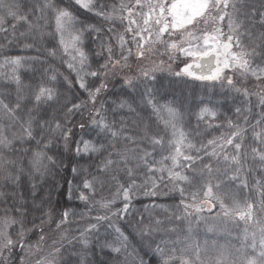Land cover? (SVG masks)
Returning <instances> with one entry per match:
<instances>
[{"label":"snow or ice","instance_id":"snow-or-ice-1","mask_svg":"<svg viewBox=\"0 0 264 264\" xmlns=\"http://www.w3.org/2000/svg\"><path fill=\"white\" fill-rule=\"evenodd\" d=\"M80 10L108 22L107 31L81 20ZM93 33V42L100 41L95 54L106 53L96 70L89 64L93 50L86 51L84 43ZM46 34L56 43L47 47L44 60L17 55L0 63V69L8 70L5 86H15L14 95L0 93V264H67L62 256L69 247L78 257L74 264H92L90 244L108 249L121 264L120 256L128 257L127 237L113 221L127 218L136 195L158 198L174 192L179 202L171 210L164 208L171 227L143 214L135 224L147 246L155 245L159 264H264V0H0V47L15 44L39 53ZM134 49L135 75H126L122 87L131 100L139 97L142 106H129L137 116L129 128L125 120H116V109L109 121L105 107L96 103L108 88L102 73L111 69L115 75L126 66L132 71L128 61ZM150 52L170 61L184 57L175 76L202 82L206 89L219 85L225 98L220 107L235 92L232 103L240 101L235 119H228L226 128L209 124L217 119V105L201 100L192 128L190 115L185 122L191 106L185 108L183 98L160 102L163 84L156 72L163 60L161 66L144 63ZM57 57L69 69L63 81L57 68H44L48 58ZM29 70L33 77L25 84L22 76ZM36 72H41L38 80ZM253 82L254 88L249 87ZM89 102L90 124L77 122ZM202 122L225 131L205 143ZM77 126L87 129V139H73ZM61 143L65 151L74 145L76 157L92 161L86 168L74 164L68 182L69 196L88 211L78 221L72 219L75 211L57 212L51 206V190L35 202L37 181L46 182L63 166L53 152ZM157 207L164 206L153 203ZM35 212L40 213L39 225L35 216L29 219ZM240 222L245 225L240 247L194 239L193 224L215 234ZM105 224L114 236H99ZM37 227L41 234L33 244L28 235ZM161 230L164 235L157 240ZM122 264H128L127 258Z\"/></svg>","mask_w":264,"mask_h":264},{"label":"trees","instance_id":"trees-1","mask_svg":"<svg viewBox=\"0 0 264 264\" xmlns=\"http://www.w3.org/2000/svg\"><path fill=\"white\" fill-rule=\"evenodd\" d=\"M67 0H65V3ZM119 2V0H117ZM63 6V5H60ZM80 18L85 23L93 24L98 28H101L103 31H107L109 27V23L105 22L99 17H96L92 15L91 13L85 12L83 10H80ZM54 27V23H53ZM23 30V29H22ZM257 33H259V29H257ZM96 33H93L92 36H85L84 43L87 46L85 48L86 51L89 49L93 51H89V64L91 65L92 70H96L99 68V66L103 63H105L106 53L104 56H98L95 53L100 51V41L93 42V37H95ZM0 43H3L2 37H0ZM51 44L56 43L55 40H52L50 36L46 34V38L42 41H40L41 45V51L37 53L35 50L26 51L22 50V48L19 45H12V46H3L0 47V63L3 62L4 58L12 57V56H28V57H37L41 60H44L46 58L47 54V47ZM115 43V41H114ZM167 56V55H166ZM162 57V56H161ZM168 57V56H167ZM163 58V57H162ZM181 58L175 59L171 61V66L166 67L163 66L162 70L157 71L156 75L160 78L161 83L163 84V89L161 91V97L160 102L164 103L166 100L171 101L173 97H175L177 100H180L183 98L185 100V108H189L191 106V112L185 114V122L187 123L189 119V115L191 118V127H196V113L199 111V108L197 105L200 104V101L203 100L206 104L211 101L212 104L217 105V119L216 120H210L209 124L215 125V124H224L225 128L227 127L228 119H235L234 116V108L239 104V99H237L236 105L232 103L233 97L236 96L235 92H231L227 98V100L224 103L223 107H220L219 104L221 101H224L225 98L222 95L224 92V89L220 88L219 85H217L214 89L209 87L205 88L204 84L199 81H192L187 77H177L175 76V72L179 71L178 68L182 65ZM129 62L133 63V66H137L135 63V55H132V57L129 59ZM161 64V60L159 61ZM170 61H165L166 65ZM157 66H159L157 64ZM36 68H40V64L37 63L35 65ZM48 67H55L57 70L62 74L61 75V81H63L64 76H67L69 74V69L66 65H61L59 57H57L54 61L51 60V58L47 59V62L44 64V68ZM133 68V67H132ZM29 69H31V66H29ZM5 71H8L7 69H0V93H8L11 92L13 95L15 94V86L14 84L11 86H5L4 84V75L3 73ZM229 73V72H228ZM128 75L127 72H125L123 69L116 72L115 75L112 74V70L110 69L106 75L102 73L101 79H104L105 82L108 84V88L103 91L100 94V99L96 103V107L100 108L102 105L105 107V110L108 112V119L109 121L112 120L111 110L116 109L118 112V115L116 116V120H125L126 127L131 128L132 125L130 122L136 121L137 116L133 113H131L129 106L138 108L141 107V102L139 97L135 98V101L131 100L128 96V89H124L122 87L123 85V78ZM135 75V71H132V74ZM233 75V73H232ZM41 76V72L35 73V78L38 80ZM33 77V72L31 70L27 71V73L22 76V80L25 84H28L30 79ZM75 78V73H72L70 79ZM237 80H241V77L239 74H236L235 77ZM89 80H92L94 78L88 77ZM99 83V81H97ZM67 87V85H65ZM249 87L254 88V82L252 84L248 85ZM227 87V85H225ZM166 93V95H165ZM215 93V95H214ZM86 98L85 96L81 97V101L83 102ZM120 102H124L125 106L124 108L120 109L118 107ZM253 102H256V97H253ZM91 107V102H89V107L86 108L81 115L76 116V121L81 122H87L90 124L88 112ZM228 108H232L233 112L227 111ZM256 112H259V109L255 110ZM51 112V110H50ZM54 115V113H52ZM142 115V114H141ZM163 115V114H162ZM155 119V117H154ZM162 126V124H161ZM201 132H206L207 135H202L200 138L204 140L206 143L208 139L217 138L220 136L222 132L225 131V129H219V130H213L211 127H208V125L204 124L203 122L200 124ZM189 131L191 129H188ZM75 137L73 139H79L83 137L84 139H87V129H85L83 132L82 130L77 126L74 128ZM251 137V133L249 132V138ZM249 143L251 144V141L249 140ZM248 146L246 145V148ZM71 151H65V149L61 144H57L53 148V152L57 154L58 158L63 160V166L59 168V174L55 176H48L46 182H39L37 187V195H36V203H39L41 199H46L48 196L49 191L52 192V207L57 210V212H63L65 209L75 211L77 213L76 217H73L72 219L75 221H78L80 218V214L83 213L85 215H88V211L85 208V205L83 202L78 200L75 196L70 197L69 196V181L73 180V173H72V167L77 162L82 168H86L89 163H92V161L87 160V157H85L84 160H81L79 157H76L74 155L75 152V146L70 145ZM250 151V149H249ZM50 155L52 153H49ZM166 154V153H165ZM249 159L251 160V156H249ZM73 188L76 187V184L74 183L72 185ZM24 194L28 196V203L31 206L33 203L31 198V193L27 190V186H25V192ZM104 196H108L107 192L103 193ZM100 197L97 196V199ZM179 193L174 192L166 196H161L158 198H152V197H146L142 194L136 195L133 197L132 204H131V210L127 218L125 219H115L113 222L121 228V231L124 233V236L127 237V240L124 242L126 245V250L128 253V257H125L124 255L120 256V262H122L127 258L128 264H132V261H135V264H140L141 260L143 261V264H159V256L153 251L155 248V245H152V247H148V241L141 238L139 232L137 231L135 224L136 220L140 219L141 214H143L144 218L147 220L148 217H152L153 219H159L162 221H165V226L171 227V225L167 224V217L170 215V212H165L164 208H171L179 202ZM153 203L157 205H163L164 207H157L155 209L152 208ZM48 210L47 208L45 209ZM96 213L93 212L91 215H95ZM35 216L36 224L39 225V217L40 213H30L29 219L31 220ZM53 229L55 225L52 226ZM72 230H75L77 225L74 223L72 224ZM185 228H187V223L184 225ZM245 225L243 222H240L237 224H230L228 225L227 229L223 230L224 233L223 236H221L219 233H208L205 229V226L203 224H200L199 227H196L195 224H193V233H194V239H198L201 243H203L205 240L209 242V244L216 243L220 245H233L235 247H240L242 243H244L242 237L244 232ZM40 228L37 227L34 232L29 233L28 240L30 243L35 244L36 241H38L40 236ZM45 234L50 235L47 231V226L45 229ZM115 233L113 229L109 228L107 224H105L99 231L100 237H111L114 236ZM164 235L163 230H161L160 233L156 234L155 238L157 240L160 239V236ZM50 243V241H49ZM90 251L88 252V259L92 262V264H117V261L115 260V254L110 253L108 249H104L101 251V249L94 244L89 245ZM17 253L19 254V248H17ZM78 259V257L72 255L71 247H69L68 251H66L63 256L62 260L67 262V264H74V262Z\"/></svg>","mask_w":264,"mask_h":264},{"label":"rangeland","instance_id":"rangeland-1","mask_svg":"<svg viewBox=\"0 0 264 264\" xmlns=\"http://www.w3.org/2000/svg\"><path fill=\"white\" fill-rule=\"evenodd\" d=\"M224 30L227 31V22H226V21H225V23H224ZM163 51H164V49H163L162 47H160V53H163ZM133 55L136 56L135 49L133 50ZM162 57H163V58H162ZM162 57H161L160 54H153V53L150 52V53L147 55V58L145 59L144 63H146V64H152V65H154V66H157V64H158L159 66H161V64H160L159 61H160V60H163V65H162V67H163V66L170 67V66L172 65V64H171V61H173V60L170 61L166 55H163ZM180 58H181V59H184V57H182V56H181ZM165 61H170V62H168L167 65H166ZM128 64L131 66L132 71H135V69H136L137 66H133V63H132V62L130 63L129 61H128ZM132 67H133V68H132ZM163 68H164V67H163ZM123 70H124L125 72H127L128 75L132 74V71H129V68H128L127 66L124 67ZM178 70H179V68H178ZM228 75H232V72L229 71ZM217 233H219L221 236L224 235V233H223L222 231H218ZM215 235H216V234H215Z\"/></svg>","mask_w":264,"mask_h":264},{"label":"water","instance_id":"water-1","mask_svg":"<svg viewBox=\"0 0 264 264\" xmlns=\"http://www.w3.org/2000/svg\"><path fill=\"white\" fill-rule=\"evenodd\" d=\"M183 67V64L179 67V70H180V68H182Z\"/></svg>","mask_w":264,"mask_h":264}]
</instances>
